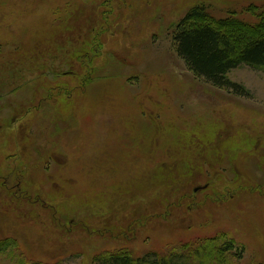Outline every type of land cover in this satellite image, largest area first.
Segmentation results:
<instances>
[{
	"label": "rangeland",
	"instance_id": "374dc122",
	"mask_svg": "<svg viewBox=\"0 0 264 264\" xmlns=\"http://www.w3.org/2000/svg\"><path fill=\"white\" fill-rule=\"evenodd\" d=\"M198 6L261 32L264 0H0V240L26 263L220 237L264 264V72L228 74L250 97L194 76Z\"/></svg>",
	"mask_w": 264,
	"mask_h": 264
},
{
	"label": "trees",
	"instance_id": "16d2710c",
	"mask_svg": "<svg viewBox=\"0 0 264 264\" xmlns=\"http://www.w3.org/2000/svg\"><path fill=\"white\" fill-rule=\"evenodd\" d=\"M238 24L233 18L214 22L203 6L194 7L175 26L173 43L177 56L198 79L250 97L241 85L228 79V74L242 66L264 72V23L259 26L261 32L250 35L243 34L245 28ZM218 239L207 240L200 247L186 246L164 253L151 250L135 255L128 249L105 251L94 257L93 264H232L228 257L240 259V253L234 251V240L225 238L220 244ZM2 257L14 259L17 264H40L26 263L17 242L11 238L0 240Z\"/></svg>",
	"mask_w": 264,
	"mask_h": 264
}]
</instances>
